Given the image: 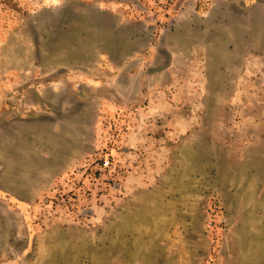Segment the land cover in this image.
I'll use <instances>...</instances> for the list:
<instances>
[{
  "label": "rangeland",
  "instance_id": "1",
  "mask_svg": "<svg viewBox=\"0 0 264 264\" xmlns=\"http://www.w3.org/2000/svg\"><path fill=\"white\" fill-rule=\"evenodd\" d=\"M0 264H264V0H0Z\"/></svg>",
  "mask_w": 264,
  "mask_h": 264
},
{
  "label": "built area",
  "instance_id": "2",
  "mask_svg": "<svg viewBox=\"0 0 264 264\" xmlns=\"http://www.w3.org/2000/svg\"><path fill=\"white\" fill-rule=\"evenodd\" d=\"M110 165H111V162H110V160L108 158L101 162V167L108 168V167H110Z\"/></svg>",
  "mask_w": 264,
  "mask_h": 264
}]
</instances>
